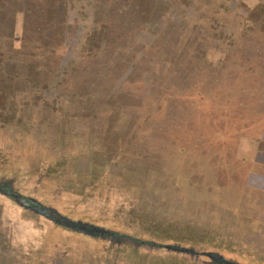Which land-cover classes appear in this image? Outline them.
Returning a JSON list of instances; mask_svg holds the SVG:
<instances>
[{"label":"rangeland","instance_id":"374dc122","mask_svg":"<svg viewBox=\"0 0 264 264\" xmlns=\"http://www.w3.org/2000/svg\"><path fill=\"white\" fill-rule=\"evenodd\" d=\"M96 1L64 0L68 28L43 37L26 12L1 21L0 184L117 236L264 264V0H150L152 16L137 0L120 57ZM116 243L0 196V264L210 262Z\"/></svg>","mask_w":264,"mask_h":264},{"label":"trees","instance_id":"16d2710c","mask_svg":"<svg viewBox=\"0 0 264 264\" xmlns=\"http://www.w3.org/2000/svg\"><path fill=\"white\" fill-rule=\"evenodd\" d=\"M95 1L96 0H94V3ZM136 1L137 0H102V2L99 3V0H98L96 14L101 19H103L104 22H107V24H110L112 25V27L117 28L114 30V35H116L118 38H117V41L114 42L115 45H113L110 50L113 55H118L119 57L122 55L121 53L117 54L116 49L119 48L123 40H125V34L127 32V27L130 23L126 19L130 14V13H127V11L132 9V6H134L133 3H135ZM149 1L150 0H138V2L141 5L142 14L143 15L147 14L149 16H152L154 14L153 13L154 10L152 11V9H155V8L153 6L149 7V4H148ZM62 6L66 7V2H64V0H0V26H1V21L4 20V27H6V24H7L6 18L7 17L12 18L15 16L16 12L21 11L23 13L26 12V15L30 17V21H27V23L34 24L36 32L39 33V37L44 36V32L45 33L47 32L46 28H48V30H52L50 28L51 24L54 28H56V30L65 31L68 27H66L67 22H66V19L64 18L65 16L64 8ZM158 13H161V15L159 14V17H162L163 19H165L168 26L170 27L178 26L179 22L181 21L178 17H176L177 15L175 13L174 15H171L170 13H166L165 9L159 10ZM60 14H63V15H60ZM238 16L241 17V15H238ZM50 19L54 23L49 21ZM185 34L187 35V33ZM9 36H10L9 30L0 31V47L1 48H5V43H8ZM169 44L172 46L175 43L169 42ZM123 47L129 49L128 48L129 45H127L126 43L123 44ZM116 238H120L122 242L129 244V245L127 244L125 245L121 243V245H125L123 247H130V249L140 250L143 246H147L149 244L144 239L134 238L128 235H125L124 237H121V235H119V236H116ZM112 240L114 242V245L116 244L118 246V244L116 243V239H112Z\"/></svg>","mask_w":264,"mask_h":264},{"label":"water","instance_id":"95a60500","mask_svg":"<svg viewBox=\"0 0 264 264\" xmlns=\"http://www.w3.org/2000/svg\"><path fill=\"white\" fill-rule=\"evenodd\" d=\"M0 196L9 197L13 200V202L20 208L24 210H28L33 214L48 220L53 224L60 225L70 231H75L78 233H82L84 235H88L91 237L100 236L104 237L110 235L111 233L103 228H98L96 226L84 224L78 221H71L67 220L64 217L58 215L54 210L49 209L43 206L41 203L36 201L33 198L23 196L19 193L12 191L11 189H7L4 186L0 185ZM158 248L165 249L167 251L180 253V254H189V255H196L198 253L193 249L183 248L176 245H158ZM203 257L205 256L210 262L213 263H223V264H232L229 261L223 259L222 255L217 253H203L201 254Z\"/></svg>","mask_w":264,"mask_h":264},{"label":"flooded vegetation","instance_id":"af4514ba","mask_svg":"<svg viewBox=\"0 0 264 264\" xmlns=\"http://www.w3.org/2000/svg\"><path fill=\"white\" fill-rule=\"evenodd\" d=\"M250 176H257V175H254V174H251ZM1 186H4L5 188H7V189H11L12 191H14V192H16V193H19L18 191H16L15 189H13V187L11 186V185H9V184H0ZM20 194V193H19ZM22 195V194H21ZM24 196V195H23ZM34 199V198H33ZM37 201V200H36ZM65 219H67V220H70L69 218H67V217H65V216H63ZM72 221V220H71ZM78 222H81V223H83L82 221H78ZM84 224H86V223H84ZM55 225H57V224H55ZM89 225V224H88ZM57 226H60V225H57ZM92 226H94V225H92ZM60 227H62V226H60ZM97 227V226H96ZM64 228V227H63ZM98 228H101V227H98ZM66 229V228H65ZM72 232H75V231H72ZM75 233H77V234H80V235H84V234H82V233H78V232H75ZM111 233V232H110ZM85 236H88V235H85ZM116 234L115 233H111L110 235H107V236H104V237H100V236H94L93 238H100V239H104V238H112V239H116L117 240V238H116ZM89 237H91V236H89ZM158 245H161V244H156V243H149L147 246H143L140 250H150L151 252L153 251V250H156V249H162V248H158ZM162 245H166V244H162ZM165 250V249H164ZM167 251V250H166ZM195 251V250H194ZM171 252V251H170ZM196 252L198 253V256H196V255H189V254H182V255H188L189 257H191V258H193V259H196V258H198V259H201L203 256L201 255V254H203V253H208V252H212V251H208V250H206V249H204V250H202V251H198V250H196ZM172 253H175V252H172ZM212 253H214V252H212ZM175 254H180V253H175ZM218 254V253H217ZM223 257V256H222ZM203 258H206L205 256L203 257ZM207 259V258H206ZM223 259L224 260H226V261H229V260H227V259H225L224 257H223ZM230 263H232V264H236V263H233V262H231V261H229ZM209 264H223V263H213V262H209Z\"/></svg>","mask_w":264,"mask_h":264}]
</instances>
